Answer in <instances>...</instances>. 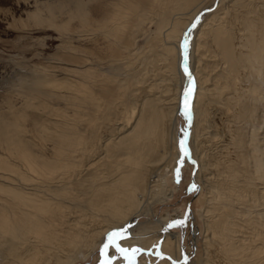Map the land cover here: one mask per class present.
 Here are the masks:
<instances>
[{
	"label": "bare ground",
	"instance_id": "6f19581e",
	"mask_svg": "<svg viewBox=\"0 0 264 264\" xmlns=\"http://www.w3.org/2000/svg\"><path fill=\"white\" fill-rule=\"evenodd\" d=\"M36 2L31 18L59 31L61 52L0 81V264H75L174 196L185 39L207 190L200 264H264V0ZM151 34L156 51L141 43ZM171 218L122 245L180 261Z\"/></svg>",
	"mask_w": 264,
	"mask_h": 264
},
{
	"label": "rangeland",
	"instance_id": "374dc122",
	"mask_svg": "<svg viewBox=\"0 0 264 264\" xmlns=\"http://www.w3.org/2000/svg\"><path fill=\"white\" fill-rule=\"evenodd\" d=\"M36 1L53 2L55 0H0V81L4 78H10V75L14 74L12 73V70L14 68H17V66H19L20 64H45L48 62V60L42 56H48L51 58V56H57L61 52L60 47H58L61 42L58 33L59 31L54 29V27H48V25L46 24L42 26L36 25L31 18V16L37 9L35 8L37 4ZM46 6L47 5L40 4L38 8L46 10ZM213 8H215V6ZM151 35L152 36L148 37L149 39L145 41L141 40V43L147 50L151 48L152 50L156 51L158 50L160 45V38L157 34ZM186 50V55H184L186 56L184 58V68H187L192 76L189 74L191 76L190 80L188 72H185L188 79H186V81L183 83V94L178 122L179 159L181 158L180 140L184 139L188 121V119H186L183 115L184 90L189 88L192 84L195 87V77L190 70V52L188 48ZM39 53H41L42 55ZM0 90H3V88H1ZM193 95L194 93H192L191 97L189 98L190 115L192 118L189 127V147L194 122L192 112ZM190 153L192 160L189 158L185 159L183 165H178L177 162L176 168L178 166L181 168L179 183L176 182L175 170L172 173L171 187L175 192L172 198L163 203H158L152 209V211L149 212V214L139 217H133V219H131L129 223H127V225H121V227H116L109 231H126V238L127 236L134 234V232L131 233L129 231L135 228L140 222H155L157 219H161L162 216H167L168 214L172 216V223L180 219H183L185 221L183 227L174 226L170 228L171 231L179 232L181 234L182 259L180 261L178 260L177 262L176 258L165 253L161 249V245L156 244V246L147 248L145 246L137 244L133 247H137L142 250L136 256V260L141 263H143V261L147 258L144 261V264H147L148 261L151 262L148 259L154 258V262L152 263L158 264V260L167 258L168 261L172 262L173 264H195V262H197V264H200L203 257L205 256L203 246L204 220L199 213L201 210L199 199L207 192V190L203 182L198 178L199 165L197 160L193 157L191 149ZM192 185H196L198 191H194L192 189ZM180 212H182V214H180ZM195 229H197L196 234L198 239L195 238ZM107 234L104 235V238L101 240L96 250L91 252L90 255L85 259H79L75 264H102V260L104 259V257L101 255V250H103V245L107 243ZM124 239H122L120 243L122 247L127 248L126 246L122 245V241ZM106 251L109 256L115 257L113 264H127V262L124 261L123 258L115 253L114 249L109 248ZM157 253L160 254L157 255ZM144 256L145 258L142 261L141 258H143ZM136 264H138V262H136Z\"/></svg>",
	"mask_w": 264,
	"mask_h": 264
},
{
	"label": "snow or ice",
	"instance_id": "6c2138e0",
	"mask_svg": "<svg viewBox=\"0 0 264 264\" xmlns=\"http://www.w3.org/2000/svg\"><path fill=\"white\" fill-rule=\"evenodd\" d=\"M195 27V25H193ZM188 42L187 39H185L183 47L185 50L187 49ZM185 72L187 73V68H185ZM189 79L191 80V76L189 75ZM194 89L192 87H189L184 90V112L183 115L186 119L190 120V102L189 98L192 95V92ZM186 140H187V133L184 134V139L180 140V152H181V158L178 160V165H183L184 160L189 157V152L186 147ZM194 163V162H193ZM180 176H181V168L178 166L175 169V177L176 182H180ZM192 189L194 191H198V188L196 185H192ZM185 221L183 219L176 220L174 223L169 224L168 227L172 228L174 226H180L183 227ZM126 231H111L107 234V243L103 245V250H101V255L104 257L102 260V264H113V261L115 259L114 256H109L107 253V249L112 248L115 250V253H117L121 258H123L124 261L127 262V264H136V256L138 253H140L142 250L137 247L132 248H125L121 246L120 241L125 238ZM160 253H157L159 255Z\"/></svg>",
	"mask_w": 264,
	"mask_h": 264
},
{
	"label": "water",
	"instance_id": "95a60500",
	"mask_svg": "<svg viewBox=\"0 0 264 264\" xmlns=\"http://www.w3.org/2000/svg\"><path fill=\"white\" fill-rule=\"evenodd\" d=\"M187 72H189L188 69H187ZM190 87H192L194 89V85L193 84ZM191 121H192V118L187 121V126H186V133H187L186 147H187L188 152H189V157L188 158L192 160L191 153H190V147L188 146V139H189V135H190L189 127H190Z\"/></svg>",
	"mask_w": 264,
	"mask_h": 264
}]
</instances>
